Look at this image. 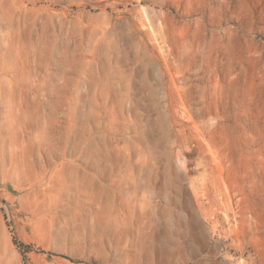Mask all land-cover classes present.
I'll list each match as a JSON object with an SVG mask.
<instances>
[{"label":"rangeland","instance_id":"1","mask_svg":"<svg viewBox=\"0 0 264 264\" xmlns=\"http://www.w3.org/2000/svg\"><path fill=\"white\" fill-rule=\"evenodd\" d=\"M0 264H264V0H0Z\"/></svg>","mask_w":264,"mask_h":264},{"label":"trees","instance_id":"2","mask_svg":"<svg viewBox=\"0 0 264 264\" xmlns=\"http://www.w3.org/2000/svg\"><path fill=\"white\" fill-rule=\"evenodd\" d=\"M26 248H28V247H26ZM38 252H39V253H42V254L45 253L44 251H41V250H39ZM46 254L51 255L50 253H46Z\"/></svg>","mask_w":264,"mask_h":264},{"label":"bare ground","instance_id":"3","mask_svg":"<svg viewBox=\"0 0 264 264\" xmlns=\"http://www.w3.org/2000/svg\"><path fill=\"white\" fill-rule=\"evenodd\" d=\"M192 227H197L196 225H192Z\"/></svg>","mask_w":264,"mask_h":264}]
</instances>
